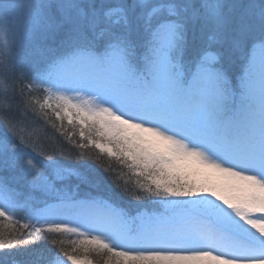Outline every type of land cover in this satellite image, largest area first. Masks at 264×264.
Returning a JSON list of instances; mask_svg holds the SVG:
<instances>
[{"label":"rangeland","instance_id":"374dc122","mask_svg":"<svg viewBox=\"0 0 264 264\" xmlns=\"http://www.w3.org/2000/svg\"><path fill=\"white\" fill-rule=\"evenodd\" d=\"M95 1L99 3L95 12L83 11L84 3L92 7ZM115 3L123 4L124 0H0V87L6 73L31 69V63L21 61L20 51L24 46L30 48L41 36L43 39L55 34L66 36L67 29L62 32L61 28L70 21L88 18L97 23L102 6ZM112 6L105 13L102 11L103 17L122 22V7ZM253 7L247 0H208L210 21L218 19L222 27L216 32L211 24L205 26L202 19L194 24L190 22L182 59L155 61L141 42L135 54L138 61L131 59L133 52L125 55L106 50L101 57L106 56L99 60L84 51L31 75V85L43 90V100L38 102L49 111L56 124V137L67 147V159L62 158L67 168L65 165L62 169L60 161L55 170L54 164L50 160L44 162L37 150L31 155L26 148H21L20 157L12 150V158L8 159L4 151L7 147L0 143L3 170L4 166L9 169L13 160L23 165L32 174L28 180L31 194L36 191L41 199L51 194L49 202L52 201L49 206L47 202L36 208L34 213L29 208L22 219H17L26 205L15 196L22 188L15 185L9 192L0 179V264H181L183 258L191 255L176 254L177 250L170 246L188 252L199 251L201 244L197 239L201 236L188 230L186 217L197 215L213 224L218 213L224 215L216 211L218 208H212L217 203L215 196L228 199L233 192L254 195L253 185L259 188L256 194L263 196L264 185H259L263 181L261 174L229 165L225 155L215 156L214 152L222 151L216 146L206 150V144L210 142L209 147L214 146L228 128H241L249 133H260L261 128L264 132V98H254L248 87L257 63L255 56L261 51L259 42L264 40V14L257 8L258 16L254 17ZM249 17H254L251 28L239 27L241 20L248 21ZM246 30L252 34L248 35ZM210 32L223 43L215 45L216 59L211 61V73L201 72L194 80L195 66L202 53V50L196 53L199 50L196 44L201 39L205 44ZM189 52L192 59L187 62ZM77 60L91 70L78 67ZM209 75L211 81L207 79ZM196 81L212 86L211 91L218 98L215 106L205 105L204 111L211 117L203 116L196 106H191L195 93L201 97L206 92L196 88L198 92L188 94ZM140 89L151 92V100L156 99L154 107L170 116L168 120L171 119L173 126L191 133L190 137L183 134L182 141L169 139L157 123L143 132L131 115H122L128 109L134 114L135 109L127 105L122 109L126 106L120 96ZM139 95L144 97L143 93ZM189 108L191 118L187 119ZM146 131L154 137L153 141L144 134ZM37 136L38 144L45 147L43 129L37 131ZM255 138L264 148V133ZM54 148L59 156L63 155L58 140ZM91 153L129 168L131 176L112 189L115 193H104L101 189V176L106 172L89 162ZM261 157L264 160L263 154ZM35 160L39 166L49 168L52 178L36 171ZM223 174L230 176L223 179ZM231 177L240 185L236 186L235 182L228 185ZM68 203H78L85 209L67 210ZM52 206L56 211L48 218L46 210ZM254 221V224L259 222ZM85 223L99 230L117 229L96 237L79 226ZM14 228L39 241L33 244L23 239L16 244L18 233ZM50 238L58 240L41 241ZM197 256L203 255H193Z\"/></svg>","mask_w":264,"mask_h":264},{"label":"trees","instance_id":"16d2710c","mask_svg":"<svg viewBox=\"0 0 264 264\" xmlns=\"http://www.w3.org/2000/svg\"><path fill=\"white\" fill-rule=\"evenodd\" d=\"M257 1L247 0V4H249L250 6H254V9L252 10L255 11L254 17L258 16L257 8H259V10L262 11L264 14V0ZM98 5L99 3L96 1L93 3L92 7L87 5V3H84L82 9L84 12L88 13L92 12V9L95 12L96 8H98ZM112 5H117L121 7L123 4L115 3L111 5L102 6L99 11V14H101L98 17L97 23H93V20H88V18L86 19L87 21L76 20L67 22V26L64 25L61 28L62 32L64 30L66 31L67 29L68 32L66 36L55 34L51 38L46 39H43V37L41 36L39 37V40H35L34 44L30 48H26L24 46L21 49L20 54L22 59H20L22 62L25 61L26 64L31 63V69L30 66H28V70L30 69L28 72L25 70L18 69L19 73H6V76L4 75L3 77L4 79L2 78V84L0 87V127L1 129H5L7 132L6 133L3 129L1 130L0 143L7 147L4 150L6 158H12L10 156L12 150L17 152V157H20L19 152L23 151L21 148H26V150L31 155H33V153L35 152L37 153L38 151V153H40L42 157H44V162L50 160L54 164L53 166L55 170V165L59 164L60 161L65 162V160L62 158L67 159V147L65 148L63 141L60 138L56 137L57 135L54 132V127L56 124L53 121L51 115H49V111L45 110L44 106L42 107L41 103L38 102H41L43 100V96L41 94L43 93V90H38L33 85H31V75L40 74L48 70L57 62L69 58L70 56L75 53H78L81 50L90 51L97 57H101V55L106 50H108L104 47V42L108 39L109 29L113 28L118 23L113 22L110 19H105V17H103L102 15V11L111 9L113 7ZM258 6H260L261 8ZM254 17H249L248 21L250 22L246 21L245 19H242L239 27L244 29L246 27H249L250 29L251 25H253ZM247 34L251 35L252 33L250 31H247ZM241 36H243L242 31ZM136 39V48H139L140 46L138 45L143 40V34L141 33L137 35ZM201 41L200 43L196 44V47L199 49L198 51H196V53L202 50L205 45L201 43ZM137 52V49L133 51L134 54H132V58L134 59V61H138L139 57L135 56V54L137 55ZM191 53L192 52H189V56H187V62L192 59ZM40 129H43V136L41 137L44 138L43 146L45 147H42V145L38 144L37 131H39ZM60 130L61 133H63V135H66L65 137H67V134H65L62 129ZM57 140L59 141L60 148H62L63 155L61 156H59L58 151H56V149L54 148L55 141ZM18 143L24 144H20L18 146ZM88 158L89 162L93 165L100 167L101 169H105L106 173L101 176L103 184H100V187L104 191V193H115L111 192L115 191L112 189L116 186H119V184L121 185V182L123 181L127 182V180L124 179L126 177L131 176L129 168L125 165L123 166L122 164V166L118 165V162L111 163V161H108L104 157L93 153H91V157ZM1 161L2 160L0 159V162ZM35 161L36 171L41 172L42 174L47 175V177L52 178L51 171L49 170V168L45 167V165L44 167H41L38 164V160ZM10 164L11 167L9 169L6 170V167L4 166L3 170V167L0 163L1 185L8 189L9 192H11L10 188L15 185H18L22 188L21 193H15L16 198L22 203L26 204L23 208H21L18 214L17 219H22V217L25 215L26 211L29 210V208L32 213H34L36 208L40 207L41 205H43L44 202L46 203L49 199H51V194H46L45 197L42 199L34 190L31 194V190L29 188L30 186L28 183V180L32 178L31 171L25 170V167L23 165L16 163L14 160ZM61 166L62 169H64V166L67 168V164L63 162ZM120 177L123 180H121ZM106 179L108 180L107 183H105ZM119 189L120 188H118L116 191H119ZM30 198H33L34 200H31ZM109 201H111L112 203H117V201L112 199H110ZM6 227L10 228V226ZM16 230L18 234L21 233L19 235L17 234L18 239L14 241L16 244H18L17 242H21L23 239L27 242L39 241L38 238H34L33 236L31 237L30 235L24 234L25 232L23 233L22 229ZM50 239L48 241H41H52L53 243H56L58 240ZM33 244H35V242Z\"/></svg>","mask_w":264,"mask_h":264},{"label":"bare ground","instance_id":"6f19581e","mask_svg":"<svg viewBox=\"0 0 264 264\" xmlns=\"http://www.w3.org/2000/svg\"><path fill=\"white\" fill-rule=\"evenodd\" d=\"M253 75L254 83L256 85L254 90L252 88L253 97L256 99L264 98L262 97L264 96V66L259 69H255ZM192 88H203L206 90V92H204L201 97L193 92L195 93L192 97L193 102L201 105L210 103L212 106L217 104L218 98L212 93V86H208L202 81H196L192 84ZM193 91L198 92V90ZM131 102L134 106L141 107L140 102ZM128 108L132 109L133 107L128 106ZM262 108L264 110V105ZM123 111L124 113L122 115L125 113L126 115H131L133 117L132 120L139 118L145 119L152 123L153 121L157 122V119L161 120V118H158L155 114H149L147 112V115L144 116V112H142L140 115L137 112L132 114L133 111L129 109ZM257 114L259 115V113ZM146 124L147 123L144 122L140 123L139 125V128L142 129L143 132L147 128ZM130 125L132 126L133 124L130 123ZM127 128L134 130L133 127ZM144 134L148 136L149 140L153 141L154 137L151 136L147 131ZM169 138L176 140V138L173 137ZM225 140L228 141L227 145H221L220 147L224 150L226 157L228 154H230L229 147H233L234 155L238 156V159H236L235 156L234 159L238 164L242 156L241 151H244V149L248 151L245 155V159H248L249 161L256 158L261 159L259 155H264V148L260 145L256 146L254 144L251 147L247 146V144L252 142V135L244 131L230 130V135H228ZM229 176L230 175L223 174L222 177L223 179H226L229 178ZM230 182H235L236 186L240 185V183L232 177L230 178L228 185ZM224 186L227 185L225 184ZM253 190L254 195H252V193H249L250 195L245 193H241L239 195L237 192H233L228 196V199L222 198L223 196H215L214 198L216 199L217 203L212 208H218L216 211L223 212L224 215L218 213L214 219V225L208 220L198 217L197 215L186 217V219L189 218L187 220V224L191 227V229L200 232L205 238L206 246L203 248L207 249L202 251L203 256L193 257L194 254L198 253L197 250L184 252L182 249H177L174 245L170 246L171 248L177 250L175 252L176 254L188 253L189 256L191 255V257L183 258L181 264H246L245 262L259 261L262 262L258 264H264V251H261V249L264 248V245H261L260 243L261 241H264V225H257L253 223V219L255 218L264 220V209H261L259 206H264V194L263 196H258L256 194L259 191L258 186L253 185ZM66 206L67 210L71 208L85 209V207L78 203H68ZM55 209L56 208L54 206L49 207L46 210L47 215L54 213L56 211ZM226 221H231V223L229 224ZM207 223L209 224L208 227L205 225ZM208 249H210V252Z\"/></svg>","mask_w":264,"mask_h":264},{"label":"snow or ice","instance_id":"6c2138e0","mask_svg":"<svg viewBox=\"0 0 264 264\" xmlns=\"http://www.w3.org/2000/svg\"><path fill=\"white\" fill-rule=\"evenodd\" d=\"M207 3L208 0H124L121 6L123 21L109 29L104 47L122 54L133 52L137 47V35L142 33V46L153 60L171 62L174 58L182 59L190 22L194 24L202 19L205 26L211 24L216 32L222 27L218 19L210 21ZM222 43L220 39H214L210 32L195 66L194 80L201 72L211 73V61L216 59L215 45ZM259 44L261 54H264V40ZM261 58L264 59V55ZM207 79L211 81V75ZM260 243L264 245V241Z\"/></svg>","mask_w":264,"mask_h":264}]
</instances>
